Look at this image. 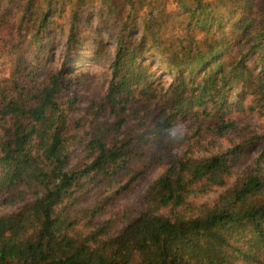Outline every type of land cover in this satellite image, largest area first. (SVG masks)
<instances>
[{"label": "trees", "instance_id": "16d2710c", "mask_svg": "<svg viewBox=\"0 0 264 264\" xmlns=\"http://www.w3.org/2000/svg\"><path fill=\"white\" fill-rule=\"evenodd\" d=\"M17 2L18 30L34 26L26 39L38 55L67 11L68 56L82 46L85 8L99 7L101 28L119 30L111 57L102 29L95 40L94 60H111L95 111L110 118L90 120L76 161V125L88 112L76 125L69 119L64 68L46 72L26 60L24 80L16 62L0 85V206L17 205L0 214V264H264V128L231 148L218 143L244 135L236 113L264 122V0ZM251 147L260 149L256 167L230 183ZM155 167L163 170L143 207L123 211L118 229L96 219L103 206L79 207L87 189L129 186ZM214 187L223 190L198 200Z\"/></svg>", "mask_w": 264, "mask_h": 264}, {"label": "rangeland", "instance_id": "374dc122", "mask_svg": "<svg viewBox=\"0 0 264 264\" xmlns=\"http://www.w3.org/2000/svg\"><path fill=\"white\" fill-rule=\"evenodd\" d=\"M22 3L17 0H0V15H5V22L0 27V85L4 84L12 74L13 65L16 62L24 63L22 77L27 80L28 76V61H36L42 69L46 72L59 70L64 68L66 79L64 80V87L60 93L61 99L65 102L67 107L69 119L74 122L87 113L86 118L80 122V126L76 125L75 133L80 139L72 156L75 161L83 157V144L89 136V122L95 117L99 119H108L109 112L105 109L95 111L97 109L96 103L102 99L104 92L108 86L111 78L110 59L106 56L99 61L94 60V52L97 50L95 43L99 32L102 29L103 38L106 43L107 53L110 57L113 56L116 50V34L119 27H112V29L101 28L100 15L98 14L99 7H87L82 13V20L80 22V36L82 39V46L77 52L67 55L66 41L69 30L68 16L69 11L65 14L55 16L54 19L59 21V25L53 26L50 33H52L51 48L44 53L45 55H38L33 51L34 44L28 43L27 35L34 32L35 28L32 24L26 26V30H18V25L21 14ZM142 31V29H141ZM25 37V38H24ZM24 38V40H23ZM24 61V62H23ZM159 65V64H157ZM45 75H41L43 78ZM164 79L167 82L171 81L170 75H165ZM31 85V84H29ZM1 97V96H0ZM70 100L73 102L70 103ZM95 102V103H94ZM93 105V108H90ZM234 117L238 120V124L245 128L242 137L237 133L228 132L225 136L218 140V143L224 148H231L234 144L240 142L243 137L253 135L254 132L261 133L264 128L263 119L257 115L236 113ZM71 124V127L75 125ZM192 124L190 119L179 123L181 128H187ZM74 132V131H73ZM207 139L212 138L207 132H203ZM260 152L259 148L251 147L250 153L242 155L240 163L234 166V175L231 177L230 183L235 179L239 172L244 170H252L256 167V160ZM162 167H155L149 169L143 177L135 183L124 186L126 181L117 183L110 187L107 183L99 186H94L87 189L82 199L78 202L79 207H89L97 205L103 206L102 210L96 215V219L100 221L114 220L116 222L115 229L123 225L127 219L122 220L123 211L133 210L139 213L143 207L141 197L147 187L159 176L162 172ZM223 188L214 187L208 194L200 197V201L213 200ZM113 199L107 203L108 197ZM106 202V203H104ZM17 208V205H2L0 206V214L11 212ZM132 213L130 216H132ZM237 264H257L253 261H239Z\"/></svg>", "mask_w": 264, "mask_h": 264}]
</instances>
